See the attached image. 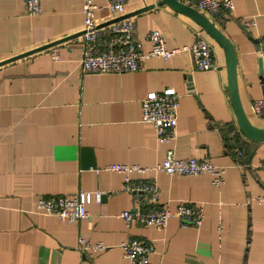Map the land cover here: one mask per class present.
<instances>
[{
	"label": "crops",
	"instance_id": "crops-1",
	"mask_svg": "<svg viewBox=\"0 0 264 264\" xmlns=\"http://www.w3.org/2000/svg\"><path fill=\"white\" fill-rule=\"evenodd\" d=\"M83 1L40 0V12L30 14L22 0H0V61L82 32ZM158 1L125 0V14L153 5L131 15L132 37L147 52L148 34L159 30L165 46L178 50L169 59L143 57L135 71L82 73L79 35L0 65V264H132L119 246L131 238L153 241L151 264H264V203L256 202L264 194V141L241 135L248 144L243 164L229 150L223 132L237 123L224 52L195 21ZM94 2L98 24L118 17L108 0ZM181 2L196 9V0ZM232 2L233 10L218 16L198 11L232 42L241 103L252 124L264 128V118L252 111V102L264 98V56L258 54L264 0ZM109 24L102 26L105 40ZM196 31L211 44L212 69H194L184 49ZM168 87L179 95L176 135L162 144L142 120L141 102ZM168 147L178 157L224 168V183L213 185L210 174L156 171ZM113 163L147 168L132 177L154 183L159 200L139 205L123 189L121 174L90 170ZM80 191L102 193L100 202L87 204V218L68 222L35 210L41 197ZM181 202L202 209L199 226L171 218L158 229L127 225L121 216L135 208L175 210ZM80 235L105 248L81 250Z\"/></svg>",
	"mask_w": 264,
	"mask_h": 264
},
{
	"label": "built area",
	"instance_id": "built-area-1",
	"mask_svg": "<svg viewBox=\"0 0 264 264\" xmlns=\"http://www.w3.org/2000/svg\"><path fill=\"white\" fill-rule=\"evenodd\" d=\"M25 9L30 14L40 12V0H22ZM196 9L215 16L221 11H232V0H196ZM107 7L118 17L125 14V0H108ZM98 8L94 0H84L81 11L84 16L83 31L80 40L79 68L82 73H120L135 71L140 67L143 57H161L169 59L176 51L165 46L164 35L159 30H152L148 34L151 48L143 52L141 44L133 40L134 21L131 16L121 18L108 25L110 35L108 39L102 37V27H99L95 18V10ZM74 40V39H73ZM191 56L192 66L196 70H208L215 66L211 44L200 31L195 32L193 44L184 47ZM258 54L264 56V40L258 48ZM53 58H58L56 52H52ZM179 95L174 88L168 87L162 91L148 92L142 99V120L152 124L158 142L169 144L176 135L177 107ZM252 111L255 115L264 118V98L255 99L252 102ZM242 132L237 124L230 128V139L241 138ZM234 151L238 156L242 150L236 145ZM147 168L134 164H108L98 168H90L95 173L101 170L119 173L123 176V189L132 194L134 201L139 205L147 200L155 203L159 200V188L152 182L133 179V174H142ZM153 169L168 175H200L210 174L212 184L220 186L224 183L225 170L214 165L209 160H197L194 157H178L173 148H167L164 159ZM264 190V181H263ZM102 193L99 191H80L73 197L46 196L36 201L35 210L38 213L53 215L61 220L75 222L87 218V204L92 198L96 202L101 201ZM256 202L264 203V194L256 197ZM138 206V205H137ZM121 216L127 225L143 224L163 229L169 219L178 218L186 224L199 226L203 220L202 209L186 202L178 204L175 210L166 207L143 210L135 208L122 212ZM79 247L84 251H99L105 246L102 243L90 244L83 235L78 238ZM124 256L132 264H151L149 256L155 252L152 240L131 238L119 244Z\"/></svg>",
	"mask_w": 264,
	"mask_h": 264
},
{
	"label": "water",
	"instance_id": "water-1",
	"mask_svg": "<svg viewBox=\"0 0 264 264\" xmlns=\"http://www.w3.org/2000/svg\"><path fill=\"white\" fill-rule=\"evenodd\" d=\"M157 4L158 5L166 4L172 10L184 14L189 18H191L205 31V33L208 36H210L222 48L225 56L226 70H227V89H228L231 105L234 111L237 126L239 127L240 131L245 136V138H247L248 140H252L255 142H263L264 128L256 127L255 125L252 124L240 100L239 91H238V82H237L236 54L232 42L216 27V25L213 22H211V20H209L204 14H202L201 12H199L197 9L190 6L189 4H185L181 2V0H159ZM151 7H153V5L144 6L134 12H131L130 14L128 13L113 18L106 24L114 22L124 17L134 15ZM106 24H99L98 26L102 27L103 25ZM82 33H84V31L78 32L76 34H70L69 36H65L57 40H53L51 42L37 46L35 48H32L15 56L6 58L0 61V65L18 59L20 57L29 55L34 52L46 50L57 44L73 39L81 35ZM261 62L262 60L260 59L259 60L260 72L262 65Z\"/></svg>",
	"mask_w": 264,
	"mask_h": 264
},
{
	"label": "trees",
	"instance_id": "trees-1",
	"mask_svg": "<svg viewBox=\"0 0 264 264\" xmlns=\"http://www.w3.org/2000/svg\"><path fill=\"white\" fill-rule=\"evenodd\" d=\"M223 133H224L223 136H224V140H225L226 146L229 148L230 151H232V153L235 156H238L236 154V152L234 151V149H235L234 147L236 145L238 146L239 149H241L243 151L242 152V155L237 157L238 158V161L243 164L244 163V160L246 158V155L248 153V144H247V141L242 140L239 137H237L236 139H230L229 136H228V134H226L225 132H223ZM245 153H246V155H245ZM142 209L143 210H147L146 208H142Z\"/></svg>",
	"mask_w": 264,
	"mask_h": 264
},
{
	"label": "rangeland",
	"instance_id": "rangeland-1",
	"mask_svg": "<svg viewBox=\"0 0 264 264\" xmlns=\"http://www.w3.org/2000/svg\"><path fill=\"white\" fill-rule=\"evenodd\" d=\"M211 40H213L210 36H208ZM214 41V40H213Z\"/></svg>",
	"mask_w": 264,
	"mask_h": 264
}]
</instances>
